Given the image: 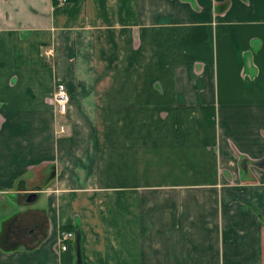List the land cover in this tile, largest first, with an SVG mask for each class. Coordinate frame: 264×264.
I'll list each match as a JSON object with an SVG mask.
<instances>
[{"label":"crops","instance_id":"0c3cea01","mask_svg":"<svg viewBox=\"0 0 264 264\" xmlns=\"http://www.w3.org/2000/svg\"><path fill=\"white\" fill-rule=\"evenodd\" d=\"M0 264H264V0H0Z\"/></svg>","mask_w":264,"mask_h":264},{"label":"built area","instance_id":"2783aa9c","mask_svg":"<svg viewBox=\"0 0 264 264\" xmlns=\"http://www.w3.org/2000/svg\"><path fill=\"white\" fill-rule=\"evenodd\" d=\"M57 3L63 5L66 3V0H57ZM52 103L57 114L65 115L67 113L69 105V95L64 84L57 83L55 85ZM65 132L66 131L64 129V126L61 125L59 128V133L64 134ZM74 237L75 236L71 231H59L58 244L62 252L68 250L74 240Z\"/></svg>","mask_w":264,"mask_h":264},{"label":"water","instance_id":"95a60500","mask_svg":"<svg viewBox=\"0 0 264 264\" xmlns=\"http://www.w3.org/2000/svg\"><path fill=\"white\" fill-rule=\"evenodd\" d=\"M37 195L36 193H30L27 198H26V201L31 203L33 202L35 199H36ZM75 239H76V235H75ZM76 251H77V257H79V245H78V240L76 241Z\"/></svg>","mask_w":264,"mask_h":264},{"label":"trees","instance_id":"16d2710c","mask_svg":"<svg viewBox=\"0 0 264 264\" xmlns=\"http://www.w3.org/2000/svg\"><path fill=\"white\" fill-rule=\"evenodd\" d=\"M55 2H57V0H54ZM61 231H70V229L68 227H62Z\"/></svg>","mask_w":264,"mask_h":264}]
</instances>
